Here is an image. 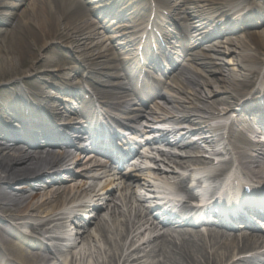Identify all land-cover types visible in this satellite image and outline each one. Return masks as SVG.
Returning <instances> with one entry per match:
<instances>
[{
    "label": "bare ground",
    "instance_id": "6f19581e",
    "mask_svg": "<svg viewBox=\"0 0 264 264\" xmlns=\"http://www.w3.org/2000/svg\"><path fill=\"white\" fill-rule=\"evenodd\" d=\"M101 1L110 2L111 7L116 5L127 7L132 11L130 18L136 23L135 26L147 23L154 11L164 18L171 19L177 26L180 24L178 22L182 21L184 27L182 24L179 26L185 29V34L183 37L180 35L179 39L183 38L184 42L186 39L191 40L185 47L184 62L174 65L164 75L162 82L168 92H156L159 93L162 102L154 103L149 108H145L146 104L131 108L134 110L132 111L134 123L152 118L192 124L205 134L203 143L207 147L215 150L219 146H224L230 160L216 164L215 159L209 160L201 156L200 144L189 143L184 137L186 135L165 136L166 138L160 140L157 145L160 146L161 141L172 140V143L167 142L166 148L155 149L152 146L156 143L146 142V146H151L150 151L143 156L138 154L144 158L145 163L152 164L153 169L150 171L157 177L154 182L148 174H141L144 170L132 164L127 166L126 162L116 172H112V169L108 171L103 169L98 160H88L86 163L90 166L82 179H101L100 173L96 174V172L105 170L103 173L106 180L105 185L96 195H89L90 202H86L78 200V196L96 190L92 189L95 187L92 184L86 187L85 181L77 187V192L72 196H67L72 191L66 187L55 188L47 197L38 193L30 194L32 190H36L38 182H44L42 181L44 176L59 174L57 171L68 166L69 162H75L76 159H70L67 152L30 151L0 137V226L9 233L8 237H0V251L6 252L5 262L7 264H264V261L256 258L239 259V255L241 257L246 251L264 250V230L261 228L250 226L248 229H234L235 227L232 226L226 229L207 225L204 230L199 228L174 230L169 227L160 229L150 222L147 213L144 214L140 207L135 206V201L145 208L150 204L149 198L141 191L149 188L153 193L155 186L160 183L159 179L167 183L172 180L179 181V188L186 191L189 197L191 192L187 187V180L202 174L201 169L206 165L220 167L218 172L212 175L213 178L221 177L231 168L236 167L237 171L250 170L253 178L264 181V154L255 158L249 156L247 147L251 143L248 138L237 135L233 128L227 133L225 126L220 130L227 133V137L220 141L214 140V134L207 132L212 122L210 117L226 123L230 120V115L235 116L239 113L264 122V112L260 111L258 102H255L257 98L250 99L252 95H262L258 84L259 75L264 73V29L249 32L247 38L254 40L252 43H248L245 37H234L236 30L225 33L221 42L224 46L216 43L215 38L220 36H205L211 25V27L217 25L210 17L212 13L213 15L216 13L212 9L215 5L222 2L231 8L229 10L234 9L233 17L239 15L237 19L244 14L241 20L237 21L244 23L250 15L245 14L249 12L247 5L244 8L241 6L249 0H165L163 6L159 3L155 4L154 0H141L138 4L133 0H113V2L92 0L96 6L91 9L88 0H11L8 3H0V8L7 9L25 6V11L21 15L24 26L19 36L16 27L14 30L0 27V43H3L0 49V77H7L9 74L6 75L5 71L11 72V67L14 65V68L19 60L25 58L26 53L21 50L27 48L28 44L39 46L40 51L31 53L37 59L43 56L41 49L64 38L62 43L67 52L78 55L80 72L84 70V73H87V80L85 79L84 82L94 89L93 95L109 99L108 106L118 111L129 109L128 102L131 100L133 87L138 85L146 62L142 63L132 56L127 58L121 56V51L128 46L129 41L125 44L122 39L127 37L126 29L131 26L130 24H120L113 31L117 34L108 36L106 33L109 27L100 19L101 22L92 20L94 11L102 6ZM255 9L257 14L253 18L260 19L261 24H264V17L261 15L264 13V7L255 6ZM147 10L148 15L144 19L142 12ZM163 10H167V14L161 12ZM226 13L227 11L223 10L221 14ZM98 14L102 15L103 11L100 9ZM5 15L9 18L15 13L8 12ZM120 16V20L126 18V14ZM6 17L0 18V23L1 21L4 23ZM259 24L247 21L242 26L258 28ZM14 36L16 39H13ZM10 54L13 55L10 62L4 64L1 59L4 56L10 57ZM144 61L149 60L145 58ZM44 65L54 68L55 62L50 58ZM22 68L16 74V78H6L5 83L20 84V79L32 73H35L39 79L42 73L43 76L52 79L57 76L55 72H58L50 69L38 72L35 65L27 69ZM221 69H224V73ZM218 72L220 77H216ZM93 77L97 80L91 84L88 80H93ZM60 78L68 79L62 75ZM145 80L143 77V81ZM20 88L26 94L27 101H32L33 96H36L35 98L40 99L44 105L52 99L44 94L48 90H56L55 85L47 81L37 83L33 90ZM74 88L83 89L79 85ZM27 103L20 106L23 107ZM28 111L31 115L24 112H17L18 115H15L17 122L24 119L25 129L22 132L31 137L42 136L44 132L38 130L45 124L40 119L42 113L33 105H30ZM135 130L139 132L138 129ZM142 180L144 182H141ZM27 188L31 190L26 191ZM114 192L118 194L114 195ZM18 196H21L23 201H19ZM76 200L80 204L76 208L81 207L79 214L82 211V214L86 215V220L77 231L65 230L69 237L76 234L75 246L68 250L69 257L63 260H61L65 252L63 248L44 247L46 252L44 254L42 249H37L35 241L28 240L29 238L10 222H15L20 228L30 229L40 235L39 233L50 229L54 223L60 221L69 206L75 207ZM100 210L106 212L101 213ZM133 215L134 221L130 225V217ZM8 217L10 221L7 220ZM89 225L91 227L94 225V228L90 230ZM147 232H149L148 237L145 234ZM132 234L127 245L126 240Z\"/></svg>",
    "mask_w": 264,
    "mask_h": 264
},
{
    "label": "rangeland",
    "instance_id": "374dc122",
    "mask_svg": "<svg viewBox=\"0 0 264 264\" xmlns=\"http://www.w3.org/2000/svg\"><path fill=\"white\" fill-rule=\"evenodd\" d=\"M11 0H0V3H8ZM29 1V0H28ZM92 0H88L89 4V8H93L95 7V3L91 2ZM161 4L165 3V0H160ZM260 4L261 6H264V0H249L247 2L248 5L250 4ZM216 9H225L227 8L224 4H222V2H220L219 4L214 6ZM228 9V8H227ZM23 11H25V6H20L17 9H7V8H0V18H5L7 15H5V13H10V12H14L15 15L12 17L7 18L5 22L3 23L1 21L0 23V27L3 29H7V30H14V28L16 27V32H17V36H19L21 34V28L24 22L23 17L21 16ZM146 15V11L145 14H143V16L145 17ZM93 16V15H92ZM130 19V18H129ZM92 20H96L95 17H92ZM124 23H128V21L124 22ZM260 26H257L258 28H248V27H242L241 30H239L238 32H236L233 36L236 38H241V37H245L246 41L249 42H254V40H251L249 37L247 38L249 32L255 31V30H259L262 31L264 29V24H259ZM135 30V29H134ZM133 31V30H132ZM112 33H109L108 36H110ZM13 39H16V36L13 37ZM250 39V40H249ZM224 40V37L216 40L217 45H222L224 46V44H221V42ZM14 42V40H12ZM29 41V40H28ZM27 41V42H28ZM124 41V40H123ZM54 44H49L48 46H46L44 49H41L42 53V57H38L37 59H35L31 53H36L38 51H40L39 46L32 45L33 43H29L27 45V48H23L21 51H24V53H26V56L24 59L19 60V62L17 63V65L13 68V66L11 67L10 71L11 72H6L7 77H0V98L2 97L4 100H6L7 98H9L11 96V91L13 89H16V85L14 84H6L5 80H7L6 78H16V74H18L24 67L25 69L31 67L32 65H35L36 68L40 71H45L47 69L50 70H58V72L56 73V77L49 79L47 76H43L44 74H40V79L38 77H36L35 73L33 74H28L27 76L23 77L22 79L19 80V83H25L27 86H29L31 88V90L34 89V87L37 85V83H41V82H49V83H53V84H60V85H64V84H68L71 83L72 81H81L84 77L87 76V73H84V71L82 70V72H80V63L78 60V55L76 53H69V51L67 52L66 47L64 46V44L62 42H64V38L58 39L56 41H54ZM3 46V43H0V49ZM261 55L260 53H255V55ZM12 54H10V57H6L4 56V58L1 59V61L5 64L10 62L11 58H12ZM51 58V60L53 59L55 62L54 68L53 67H46L44 65V63L49 60ZM24 62V63H23ZM1 65V63H0ZM212 66V65H210ZM6 69V68H5ZM24 69V70H25ZM20 70V71H19ZM221 71L224 73V69H221ZM60 75L64 76L65 78L68 79H63L60 78ZM221 75L219 74V72L216 74V77H220ZM70 78V79H69ZM96 78L98 79V77L96 76ZM257 78V76L255 77V79ZM72 79V80H71ZM94 79V78H93ZM71 80V81H70ZM259 81L260 83L258 84V88L260 87V89L262 90V93L264 91V73L259 75ZM18 85V84H17ZM41 86V84H40ZM58 95V93L52 91V90H48L47 94L45 95ZM54 95V96H55ZM53 104V103H52ZM151 105V104H150ZM80 170H83L85 167L83 165V163H81L79 166ZM77 184V182H68V183H64V187H71L74 188V186ZM40 185V184H39ZM53 188H49L47 190L44 191H34L33 194L38 193L42 196L47 197V195L50 193V191ZM74 192V191H73ZM73 194V193H72ZM18 199H20L19 201H23L21 196L17 197ZM92 228H94V225L92 226ZM91 228V229H92ZM156 260V259H155Z\"/></svg>",
    "mask_w": 264,
    "mask_h": 264
}]
</instances>
